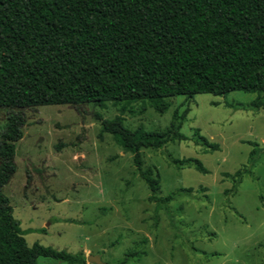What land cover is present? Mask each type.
Segmentation results:
<instances>
[{
  "label": "rangeland",
  "instance_id": "obj_1",
  "mask_svg": "<svg viewBox=\"0 0 264 264\" xmlns=\"http://www.w3.org/2000/svg\"><path fill=\"white\" fill-rule=\"evenodd\" d=\"M258 93L168 98L161 114L142 103L105 107L42 106L25 111L16 143V173L5 186L29 246L40 243L81 259L74 264H264V107ZM101 116V119L98 117ZM120 117L126 128L180 131L185 141L142 149V167L158 172L151 200L133 150L103 130ZM8 113L0 109V135ZM201 136L218 144L208 149ZM189 158L199 159L208 174ZM251 170L234 187L233 175ZM37 264H72L40 257Z\"/></svg>",
  "mask_w": 264,
  "mask_h": 264
},
{
  "label": "trees",
  "instance_id": "obj_2",
  "mask_svg": "<svg viewBox=\"0 0 264 264\" xmlns=\"http://www.w3.org/2000/svg\"><path fill=\"white\" fill-rule=\"evenodd\" d=\"M235 91L258 93L253 105L264 107V0H0V109L8 113L0 135V264L81 261L66 250L29 246L4 194L16 173L25 111L140 102V114L148 107L164 114L168 98ZM102 124L135 153L151 200L168 205L181 195L158 196L160 175L143 169L141 150L185 135L130 130L120 117ZM201 139L206 152L220 150ZM185 163L209 173L199 159ZM250 172H235L234 187Z\"/></svg>",
  "mask_w": 264,
  "mask_h": 264
},
{
  "label": "water",
  "instance_id": "obj_3",
  "mask_svg": "<svg viewBox=\"0 0 264 264\" xmlns=\"http://www.w3.org/2000/svg\"><path fill=\"white\" fill-rule=\"evenodd\" d=\"M89 261L95 263V264H101V259L99 256H88L87 258Z\"/></svg>",
  "mask_w": 264,
  "mask_h": 264
}]
</instances>
